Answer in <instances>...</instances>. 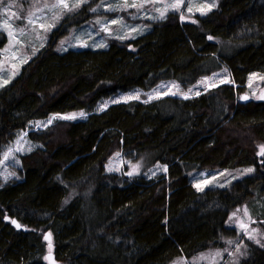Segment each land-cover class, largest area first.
Segmentation results:
<instances>
[{"label":"trees","instance_id":"1","mask_svg":"<svg viewBox=\"0 0 264 264\" xmlns=\"http://www.w3.org/2000/svg\"><path fill=\"white\" fill-rule=\"evenodd\" d=\"M149 24L101 49L49 41L0 87V264H48L50 236L60 264H169L225 247L247 199L264 206V98L244 91L264 72V0ZM242 166L255 172L228 186L189 181ZM245 243L234 264H264Z\"/></svg>","mask_w":264,"mask_h":264},{"label":"rangeland","instance_id":"2","mask_svg":"<svg viewBox=\"0 0 264 264\" xmlns=\"http://www.w3.org/2000/svg\"><path fill=\"white\" fill-rule=\"evenodd\" d=\"M65 3L68 8L60 5L59 0H0V30L6 37L0 49V87L17 76L21 66L49 41L59 51L101 49L111 39L126 40L146 32L150 21L162 20L170 12L177 13L181 21L192 22L196 15L213 8L217 0H65ZM113 20L117 23L113 24ZM244 91L254 99L264 98V72H250ZM262 152L264 144L257 150L261 164ZM141 168L138 162H132L125 173L136 175ZM254 172L252 166L202 168L191 171L189 181L197 190H204L228 186ZM263 207L254 198L247 199L228 215L226 225L234 228L236 236L227 239L225 247H209L188 258L178 256L169 264H234L245 256V241L264 247ZM46 241V262L60 264L52 257L51 236Z\"/></svg>","mask_w":264,"mask_h":264},{"label":"water","instance_id":"3","mask_svg":"<svg viewBox=\"0 0 264 264\" xmlns=\"http://www.w3.org/2000/svg\"><path fill=\"white\" fill-rule=\"evenodd\" d=\"M239 101L242 102V103L248 102L249 101L248 95L241 94L240 97H239ZM12 221H15V223H13ZM11 224L17 229L22 228V226L15 219L11 220Z\"/></svg>","mask_w":264,"mask_h":264},{"label":"snow or ice","instance_id":"4","mask_svg":"<svg viewBox=\"0 0 264 264\" xmlns=\"http://www.w3.org/2000/svg\"><path fill=\"white\" fill-rule=\"evenodd\" d=\"M85 2H86V0H85ZM59 3H60V5H62L63 7L68 8V5H67V3H65V0H59ZM75 6L78 7L79 4H77V5H75ZM133 6H135V5H133ZM54 7H55V5H54ZM69 10H71V9H69ZM93 11H96V10L93 9ZM112 23H113V24H114V23H117V21L113 20ZM210 39H211V38H210ZM80 115L83 116L84 114H83V113H80ZM261 155H264V152H262ZM248 171H252V169H248ZM197 187H199V186H197ZM12 222L15 223V221H12ZM46 239H47V237H46Z\"/></svg>","mask_w":264,"mask_h":264},{"label":"bare ground","instance_id":"5","mask_svg":"<svg viewBox=\"0 0 264 264\" xmlns=\"http://www.w3.org/2000/svg\"><path fill=\"white\" fill-rule=\"evenodd\" d=\"M227 158H229V157H227Z\"/></svg>","mask_w":264,"mask_h":264}]
</instances>
